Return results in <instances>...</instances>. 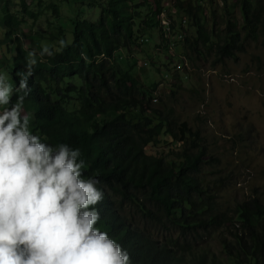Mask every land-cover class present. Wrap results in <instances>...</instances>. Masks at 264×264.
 Here are the masks:
<instances>
[{"label":"trees","instance_id":"obj_1","mask_svg":"<svg viewBox=\"0 0 264 264\" xmlns=\"http://www.w3.org/2000/svg\"><path fill=\"white\" fill-rule=\"evenodd\" d=\"M93 1L95 6L76 12L68 46L36 58L24 101L32 131L46 143L81 150L83 178H97L104 192L96 205L97 227L129 252L132 264H264V194L255 190L233 213L223 211L216 185L205 175L207 164L218 158L210 154L202 131L179 121L172 107L154 108L158 84L147 85L134 74L136 55L154 34L164 40L156 44L161 50L170 52V36H182L192 51H215L219 60L237 59L250 40L261 37L264 45V0H237L242 27L226 15L220 31L216 22L212 28L203 20V0H172V8L192 19L195 36L179 33L169 6L172 31L165 32L164 0ZM60 5L50 0L47 9L59 18ZM4 8L11 39L20 19ZM96 8V17L85 16ZM14 36L17 86L31 49ZM152 58L142 66L158 62ZM221 229L233 239L222 241L227 260L207 245Z\"/></svg>","mask_w":264,"mask_h":264},{"label":"rangeland","instance_id":"obj_2","mask_svg":"<svg viewBox=\"0 0 264 264\" xmlns=\"http://www.w3.org/2000/svg\"><path fill=\"white\" fill-rule=\"evenodd\" d=\"M49 1L0 0V73H6L14 86L15 34L20 36L25 47L35 50L37 58L43 45L55 51L60 47L61 39L70 42L71 21L76 12L80 7L95 6L93 0H78L76 3L58 0L61 4L58 18L47 9ZM5 6L20 19L11 39L5 33ZM166 6L172 9L178 25L187 19L184 32L195 36L192 19L184 11L172 8V0H166ZM98 10L84 13L86 17L94 18ZM226 15L242 27L243 15L237 0H203V20L210 27H215L216 22L218 31L222 30ZM261 40V37L250 40L246 51L238 52L237 59L219 60L215 51L202 48L204 51L198 54L177 38L175 46L171 47L173 50L169 52L163 46L161 50L156 44L164 43V40L154 34L149 38L147 48L136 55L139 64L134 74L147 85L158 84L152 106L161 110L174 108L179 121H187L202 131L210 154L218 158L217 162L207 164L205 175L210 184L216 185L222 210L229 213H233L236 204L254 194L255 190L264 194V45ZM151 56L158 62L149 67L142 66ZM150 149L156 150L154 147ZM128 209L129 213L134 212L132 207ZM223 239L233 240L227 229L214 233L207 245L220 258L227 260Z\"/></svg>","mask_w":264,"mask_h":264},{"label":"clouds","instance_id":"obj_3","mask_svg":"<svg viewBox=\"0 0 264 264\" xmlns=\"http://www.w3.org/2000/svg\"><path fill=\"white\" fill-rule=\"evenodd\" d=\"M68 44L61 39L55 52ZM39 55L54 52L43 45ZM36 64L29 51L17 86L0 73V264H132L97 227L104 192L97 178H83L81 150L46 143L31 129L24 101Z\"/></svg>","mask_w":264,"mask_h":264},{"label":"built area","instance_id":"obj_4","mask_svg":"<svg viewBox=\"0 0 264 264\" xmlns=\"http://www.w3.org/2000/svg\"><path fill=\"white\" fill-rule=\"evenodd\" d=\"M163 3H164V19H163V21H164V23H165V30H166V32L169 34L168 16H166V0H164ZM186 23H187V19L182 20L181 23H180L179 25H178V23H177V26H179V33H186V32H184V31L181 29V27H182V26H185ZM175 38L178 39V37H171V36H170V42H173V46H175V42H174Z\"/></svg>","mask_w":264,"mask_h":264},{"label":"bare ground","instance_id":"obj_5","mask_svg":"<svg viewBox=\"0 0 264 264\" xmlns=\"http://www.w3.org/2000/svg\"><path fill=\"white\" fill-rule=\"evenodd\" d=\"M168 16V27H169V33H171V20H170V18H169V15H167ZM171 17V16H170ZM164 19V12H163V15H162V20ZM162 26L164 27V30H165V23H164V21H163V23H162ZM165 32H166V30H165ZM182 37V36H181ZM181 40V39H180ZM183 40V39H182Z\"/></svg>","mask_w":264,"mask_h":264}]
</instances>
